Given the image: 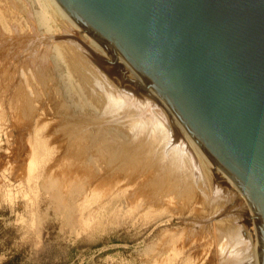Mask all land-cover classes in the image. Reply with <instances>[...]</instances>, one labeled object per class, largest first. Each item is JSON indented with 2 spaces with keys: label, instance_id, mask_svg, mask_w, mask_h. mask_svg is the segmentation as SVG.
<instances>
[{
  "label": "rangeland",
  "instance_id": "374dc122",
  "mask_svg": "<svg viewBox=\"0 0 264 264\" xmlns=\"http://www.w3.org/2000/svg\"><path fill=\"white\" fill-rule=\"evenodd\" d=\"M80 40L46 0H0V264H252L251 225L210 173L200 169L192 189L178 190L179 180L159 179L151 161L102 152V133L109 142L129 138L121 120L102 123V90L84 81L80 64L151 106L169 141L185 142L121 60ZM234 229L247 261L225 247Z\"/></svg>",
  "mask_w": 264,
  "mask_h": 264
},
{
  "label": "water",
  "instance_id": "95a60500",
  "mask_svg": "<svg viewBox=\"0 0 264 264\" xmlns=\"http://www.w3.org/2000/svg\"><path fill=\"white\" fill-rule=\"evenodd\" d=\"M162 102L264 264V0H53Z\"/></svg>",
  "mask_w": 264,
  "mask_h": 264
},
{
  "label": "bare ground",
  "instance_id": "6f19581e",
  "mask_svg": "<svg viewBox=\"0 0 264 264\" xmlns=\"http://www.w3.org/2000/svg\"><path fill=\"white\" fill-rule=\"evenodd\" d=\"M46 4L52 12L56 13L59 16V18H61L67 24V26L69 27V30H71L74 34L78 35L79 38L83 39L82 41L80 40L77 43H81L82 45H84L89 50L92 49L91 47H93L95 43L91 39H89L84 33H82L65 16V14L53 2V0H46ZM41 18H43V16H41ZM63 27H65V26H63ZM77 43L71 42L68 44H72L73 46H76ZM99 50H101V49L99 48ZM39 56H41V55H39ZM39 56H36V57L39 58ZM40 58H42V57H40ZM43 61H44V59L42 58L41 60L36 61V65H34L35 66L34 69L36 70V74L39 78H41V76H43V64H44ZM81 61H83V60H81ZM119 63H120V61H119ZM83 64H84V62H83ZM86 65L87 64H85V65L80 64L79 66H81V67H78L79 70H77V71H80L79 73L83 76L84 81L86 83H88V84L92 83L93 87L95 85L96 88H100L102 90V96H100V97H102V123H104V122L109 123L110 122V123L115 124V123H117V121L121 120L122 125L121 124L120 125L122 127H124L125 132L127 133L126 136L128 135L127 137L129 138V140L126 143H123L122 141L121 142L115 141L116 139L113 140L114 138L109 142V140H107V138H109V136L106 138V137H104V134L102 133V152H105L106 154H114V155H121L122 153H125L127 157H131L132 159H136L139 165H141V164L145 165L148 161H151L152 166H154V167L156 166V168L158 170L157 176L159 177V179L163 180V179L171 178V180H172V178L173 179L176 178L179 180L180 184H177L175 186V189H178V190L180 188H182L184 190H186V189L188 190L189 188L192 189L193 187H191V186L193 184V182H192L193 178H195L196 174L198 175V171L200 169H202L201 174L203 172H204V174L209 173L203 165H201V168L199 167V169L196 165H194V163L196 162V159L199 160V158L197 157L196 153L193 152L194 150L191 147L190 143L188 142L187 138L185 137L183 132L180 130L178 125L175 123V121L173 120V118L171 117V115L169 114V112L167 111L165 106L162 104V102L155 96V94L134 73L130 72V75L133 77H136V78H133L132 80L128 79L129 82H131L145 96L149 97L152 100H154V99L157 100L156 102L159 103L163 107V109L166 111V114L168 116H170L169 118H171L173 120V124L176 126V130H177V132H179V136H176V138L181 137L185 142V143L183 142L185 144V146H183L184 144L182 145V143H180L178 140L169 141V137H168L169 135L167 133L165 125L162 124V122H160L159 119H156L155 117H153L154 115H156L155 113H154V115H152L150 113L151 106H150V108L148 107V105H141L140 104L141 106H138L136 101L132 100V98L130 96H128V97L125 95L121 96V95L117 94L116 91H114V89H112V88L108 89V87L103 85L104 83L103 84L99 83L101 80L99 79L100 81H98V78H97L98 75L96 76L93 73L94 71L92 72V69L90 70L88 68V66H86ZM126 68L129 69L127 66H126ZM120 69H121L120 67L117 68V71H118L119 75L122 77L124 75V72L120 71ZM123 78H124V76H123ZM101 82H103V80ZM150 92L153 93L154 99L150 96ZM112 137H113V135H112ZM167 144H170L169 146L173 147L172 149L174 151L173 150H172V152L169 151L168 148H170V147L168 146V148H167ZM186 147L189 148V150H191L194 153L193 157H192L193 159H191L189 157L190 161L187 158L188 156L185 157L184 154H182V151H184V149H187ZM111 152H113V153H111ZM105 153L103 155H105ZM202 176H207V175L202 174ZM197 179H198L197 182L201 181L200 178L197 177ZM197 182H195V184ZM197 184H198V186H200L199 183H197ZM250 228H252V227H250ZM249 234H250V236L248 235V233H247V236L245 235L247 237V239L250 238L249 239V240H251L250 244L253 248V252H249L250 253L249 256L252 257V255H253L254 259H253L252 264H257V254L255 252V248H257L256 234L254 233L253 229H250ZM232 236L234 238H232ZM239 236H240V238L242 237L241 231L238 229H234L231 232L227 233V235L224 237V239L226 241L225 247L227 245H229V247H230L229 254H231L232 256L238 257V259L240 261L241 260L247 261V260H249L248 255H247L248 253L246 251V248L248 246L245 245V243L244 244L241 243V240H243V239L240 240ZM219 237H221V239H222V236L219 235ZM226 264H229V263H226Z\"/></svg>",
  "mask_w": 264,
  "mask_h": 264
},
{
  "label": "trees",
  "instance_id": "16d2710c",
  "mask_svg": "<svg viewBox=\"0 0 264 264\" xmlns=\"http://www.w3.org/2000/svg\"><path fill=\"white\" fill-rule=\"evenodd\" d=\"M5 264H11V262H6Z\"/></svg>",
  "mask_w": 264,
  "mask_h": 264
}]
</instances>
